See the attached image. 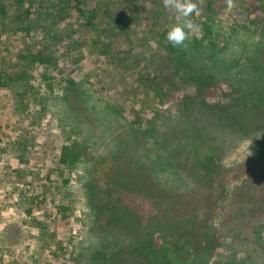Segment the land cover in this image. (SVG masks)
Here are the masks:
<instances>
[{"label":"rangeland","instance_id":"374dc122","mask_svg":"<svg viewBox=\"0 0 264 264\" xmlns=\"http://www.w3.org/2000/svg\"><path fill=\"white\" fill-rule=\"evenodd\" d=\"M33 2L50 14L63 15L67 0ZM191 2L200 15L192 21L199 31L190 41L202 34L203 17L215 13L216 25L232 33L225 55L242 63L255 50L256 0H232L231 9L227 0H217L218 10L207 7L206 0ZM85 3L99 9L95 21L100 35L83 28L72 15L54 31L33 33L30 39L12 24L0 26V75L14 78L0 87V264H149L144 229L128 247L123 245L130 240L124 230L115 229L105 238L98 228L105 218L95 219L88 191L96 193V202L103 200L104 192L120 195L142 223L149 224L145 189L156 187L149 177L140 178L144 186L134 183L125 189L117 184L116 173H129L122 171V151L115 146L127 131L137 129L133 142L142 149L147 127L174 125L185 109L182 98L187 93L171 89L155 99L143 84L147 72L155 73L144 61L167 46L165 30L182 21L165 9L163 0ZM5 5L9 7V1ZM262 38L260 51L254 53L256 62L264 63ZM224 40L222 36L220 41ZM103 43L111 45L109 55L103 52ZM29 52L33 56L27 61ZM117 55L123 66L115 60ZM216 84L208 100L229 101L235 96L228 78ZM252 126L259 130L233 139L222 170L201 194L179 190L175 206L198 223L191 237L177 242L182 247L179 264H264V191L248 192L244 186L264 178V158L257 152L264 141V125ZM64 145L73 146L72 158L78 153L77 166L59 164ZM188 156L181 158L190 162ZM230 226L236 232L229 231ZM208 227L214 233L210 239L202 229ZM155 236L157 246L162 245L165 237ZM109 241L121 246L112 245L111 252Z\"/></svg>","mask_w":264,"mask_h":264},{"label":"trees","instance_id":"16d2710c","mask_svg":"<svg viewBox=\"0 0 264 264\" xmlns=\"http://www.w3.org/2000/svg\"><path fill=\"white\" fill-rule=\"evenodd\" d=\"M5 1H9V7L5 5ZM33 1L0 0V26L6 23L12 24L16 27L14 30L17 33L30 39L33 33L54 31V26L72 15L83 28L100 35V26L95 21L100 16L99 9L87 7L85 0H67L66 7L63 5L65 7L63 15L59 11L50 14L51 11L36 7ZM216 1L206 0L207 7L216 9L218 6ZM256 1L258 5L255 27L259 28V31L254 30L252 34H257L259 39L255 44V50L244 57L242 63L237 62L235 57L225 55L224 50L231 43L232 33L216 25L213 16L215 13L211 15L208 13L203 17L202 34L189 40L186 48L178 50L168 42L167 46L161 47L156 54L151 55L149 61H144L145 66H154V75L148 74L145 67L143 68L147 72L146 75L143 74V84L146 85V91L154 92L155 99L163 98L171 89L180 90L182 92L180 95L187 93L182 98L185 109L176 124L166 123L167 125L163 127L153 125L147 127L149 136L145 140L147 144H143L142 149L133 142L139 135L137 129L127 131L123 137H120L121 143L115 146L118 152L122 151L125 163L124 167H121L122 171L126 169L129 173L125 175L120 171L116 173L117 184L128 189L130 184H139L140 178L143 181L149 177L156 187V190L145 189L149 192L145 196V202L149 205L146 208L149 224L144 225L142 218L121 201L120 195L115 197L109 191L104 192L103 200L96 202V193L88 191L95 219L100 215L105 218L104 224L98 226L100 234H105V238L115 229L124 230L130 240L123 241V245L128 247L135 244L136 239L133 238L144 229L146 236L144 252L149 264H168V260L171 264L182 263L178 253L182 247L177 242L182 236L191 237L193 230L198 228V223L195 217L190 218L183 209L175 206L180 201V197H177L179 190L185 192L192 190L191 193L195 196L196 193L201 194L203 192L201 188L206 187V184H209L222 170V160L226 157L228 147L234 144L233 139L240 140L251 132L259 130L252 126L253 123L264 125V63L256 62L257 54L254 53L260 51L264 36L262 31L264 0ZM53 6L56 7V4ZM41 22L47 23V26ZM169 29L165 30V34ZM246 29L248 30L249 27ZM231 30L237 31L236 28ZM249 31L250 29L248 33ZM222 36L225 37L224 42L220 41ZM111 49L110 44L103 43L104 53L109 55ZM32 56V52L26 55L27 61ZM115 58L119 66H123L120 56L117 55ZM20 59L25 61V55H21ZM232 68H238V72L232 74ZM223 77L230 80L235 96L229 101L208 100V95L216 92L218 87L216 83ZM7 80L12 82L14 78L10 75L5 79L0 75V87L6 86ZM187 87L191 88L190 91H184ZM192 90H195L193 94L190 93ZM72 148L73 146L64 145L63 155L59 159L60 165L73 167L77 164L79 155L76 152L72 158ZM159 148L160 152L157 151ZM257 152L258 156L264 158V141L258 146ZM151 154L156 155L157 158H152ZM183 154H189L188 157L192 160L190 162L183 160L181 158ZM186 162L189 166H186L188 165ZM244 186L248 192L260 189L264 191V178L249 184L245 183ZM202 229L205 238L214 237L213 230L209 227ZM229 231L236 232L232 226ZM156 234L165 237L162 245H158L160 248L154 242ZM259 234L257 228L258 239L261 238ZM109 243L108 250L112 245L121 246L111 241ZM171 246L175 248L169 252Z\"/></svg>","mask_w":264,"mask_h":264},{"label":"clouds","instance_id":"9594fccd","mask_svg":"<svg viewBox=\"0 0 264 264\" xmlns=\"http://www.w3.org/2000/svg\"><path fill=\"white\" fill-rule=\"evenodd\" d=\"M163 5L165 9L173 10L182 21V24L173 25L166 33L167 41L174 48L182 50L189 43L190 36L199 31L192 21L200 15V10L194 7L191 0H163ZM232 6V0H227V8L231 9Z\"/></svg>","mask_w":264,"mask_h":264}]
</instances>
